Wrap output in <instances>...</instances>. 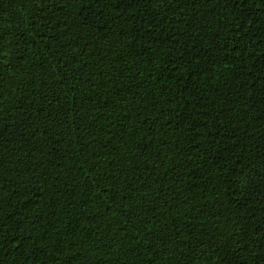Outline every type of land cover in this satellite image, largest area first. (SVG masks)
I'll return each instance as SVG.
<instances>
[{"label":"trees","instance_id":"trees-1","mask_svg":"<svg viewBox=\"0 0 264 264\" xmlns=\"http://www.w3.org/2000/svg\"><path fill=\"white\" fill-rule=\"evenodd\" d=\"M0 264H264V0H0Z\"/></svg>","mask_w":264,"mask_h":264}]
</instances>
